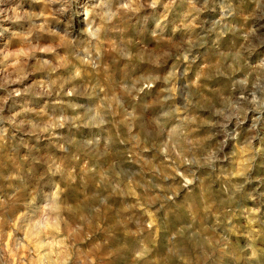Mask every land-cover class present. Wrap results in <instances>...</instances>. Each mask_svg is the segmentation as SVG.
Listing matches in <instances>:
<instances>
[{
  "label": "rangeland",
  "instance_id": "obj_1",
  "mask_svg": "<svg viewBox=\"0 0 264 264\" xmlns=\"http://www.w3.org/2000/svg\"><path fill=\"white\" fill-rule=\"evenodd\" d=\"M94 2L0 0V264H264V122L233 121L219 152L201 99L230 93L244 41L224 24L254 0H138L89 44ZM186 139L215 170L183 163Z\"/></svg>",
  "mask_w": 264,
  "mask_h": 264
},
{
  "label": "clouds",
  "instance_id": "obj_2",
  "mask_svg": "<svg viewBox=\"0 0 264 264\" xmlns=\"http://www.w3.org/2000/svg\"><path fill=\"white\" fill-rule=\"evenodd\" d=\"M158 3L159 0H151L147 6L154 9ZM204 3L207 5L209 0H204ZM254 3L256 7L245 16L246 27L243 28V31H241L243 26L224 24V27L230 29L234 34L240 33L244 41L238 50L231 53L230 71L221 73V75H227L230 81V93L225 95L223 86L220 84L212 90L213 97H204L201 94V99L206 102L208 111L217 118L213 123L219 127L220 132L225 137L222 142L223 146L218 149L219 152H224L229 137L236 138L228 131L233 121H235L236 127H241L251 118L253 131H257L260 124L264 122V54H260L261 49H264V0H254ZM140 7L138 0H95L90 8H84L85 27L81 29V33L90 38L89 44L92 41H99L106 27L111 25L121 13H135L139 11ZM221 8L226 16L235 14L230 3L221 4ZM201 10L197 9V11ZM12 11L15 12V8ZM219 23L220 21H215L214 25ZM192 46H195V42H192ZM229 54V52L218 51V55L223 57L225 61H227ZM183 59L191 64L196 63L197 56L193 55L191 47L185 50ZM245 66L249 69L246 72L243 71ZM178 73L179 69H176L170 73V76L176 77ZM241 73L243 74L241 75ZM179 74L186 76L187 72ZM169 92L171 95L167 99L174 100L177 96L183 99L185 111L193 104L195 92L190 83H186L183 88L173 83ZM48 94H51L50 90ZM67 94L71 95L72 90ZM16 95H20V93L16 92ZM108 108L111 109V104L108 105ZM168 114L165 113V115ZM186 119L191 123L193 118L186 117ZM101 123H105V121L102 120ZM59 126L62 127L63 124L61 123ZM161 131H163L162 126ZM186 144L191 147L184 148L183 151L191 152L192 158L184 156V164L206 166L215 170L216 162L221 159L217 151H211L210 155L204 156L203 163H201V159L195 155L196 144L189 139H186Z\"/></svg>",
  "mask_w": 264,
  "mask_h": 264
}]
</instances>
